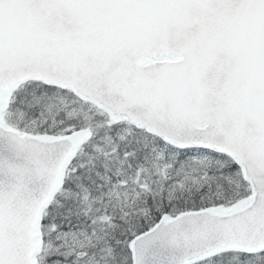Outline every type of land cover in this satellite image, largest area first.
Here are the masks:
<instances>
[{"label":"snow or ice","instance_id":"snow-or-ice-1","mask_svg":"<svg viewBox=\"0 0 264 264\" xmlns=\"http://www.w3.org/2000/svg\"><path fill=\"white\" fill-rule=\"evenodd\" d=\"M0 264H264V0H0Z\"/></svg>","mask_w":264,"mask_h":264}]
</instances>
